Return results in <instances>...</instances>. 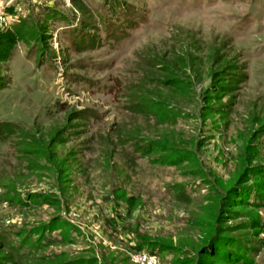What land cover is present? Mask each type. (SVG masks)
I'll list each match as a JSON object with an SVG mask.
<instances>
[{
	"label": "rangeland",
	"instance_id": "1",
	"mask_svg": "<svg viewBox=\"0 0 264 264\" xmlns=\"http://www.w3.org/2000/svg\"><path fill=\"white\" fill-rule=\"evenodd\" d=\"M22 21L0 233L47 245L8 264H264V0H0Z\"/></svg>",
	"mask_w": 264,
	"mask_h": 264
},
{
	"label": "trees",
	"instance_id": "2",
	"mask_svg": "<svg viewBox=\"0 0 264 264\" xmlns=\"http://www.w3.org/2000/svg\"><path fill=\"white\" fill-rule=\"evenodd\" d=\"M25 29H26V21H22L21 24H19L15 31H9L7 30V32H5L4 34L1 35L0 37V62H5L7 61L10 55V51L13 48V46L15 45V42L17 41V39H22L24 38L26 35L25 33ZM4 132H6V130H2L1 134L3 136V139H6ZM58 144L56 140L51 141L50 143L47 144L46 149L42 148L40 149V151H46L47 149H53L54 145ZM161 150L163 149V151H171L173 148H171L170 145L168 144H156L155 147H153L151 150ZM175 149V148H174ZM252 173H258L253 171ZM35 193H31L29 194V199L32 200L34 197H36V195H34ZM125 201L128 202L130 205H132V203L134 202V198L133 196L124 197ZM45 200V199H44ZM0 201H8L14 204H21V205H27V201L24 200L23 198H17V196H14V194H6L5 196L2 195V197H0ZM41 227V226H40ZM43 227V226H42ZM39 228L38 230H36L37 232H34V235H38L39 233H41V231L43 229H47L45 226L43 228ZM35 231V230H34ZM29 232V230H21L19 232H11V230H4L0 233V264H8L10 259H14L15 256L13 255L14 253H18L19 254V258L17 260L18 263L23 262V258H25L26 256H28V254L33 253L35 250L40 249L41 247L47 245V242L43 241V238H39L38 243L34 244L30 238H27L25 235H27V233ZM14 235L17 238H21V237H26L24 238V243L23 242H16V239H13L11 236L8 235ZM23 241V240H22ZM2 250H7L9 252H12L10 254H2L1 251ZM45 258V257H44Z\"/></svg>",
	"mask_w": 264,
	"mask_h": 264
}]
</instances>
